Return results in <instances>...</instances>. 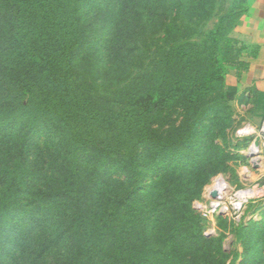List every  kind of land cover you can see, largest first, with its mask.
I'll return each instance as SVG.
<instances>
[{
  "label": "trees",
  "instance_id": "obj_1",
  "mask_svg": "<svg viewBox=\"0 0 264 264\" xmlns=\"http://www.w3.org/2000/svg\"><path fill=\"white\" fill-rule=\"evenodd\" d=\"M90 1L0 0V255L14 234L17 264H226L191 203L228 158L246 0L209 30L214 0Z\"/></svg>",
  "mask_w": 264,
  "mask_h": 264
},
{
  "label": "rangeland",
  "instance_id": "obj_2",
  "mask_svg": "<svg viewBox=\"0 0 264 264\" xmlns=\"http://www.w3.org/2000/svg\"><path fill=\"white\" fill-rule=\"evenodd\" d=\"M232 0H214V10L206 14L205 20L201 21L202 26L206 21L205 30L212 29L217 22V16L224 13ZM116 2L113 0H91L88 9L90 16L103 21L106 18L114 19L116 13ZM211 10V9H210ZM237 98L229 102L230 110L221 114L223 132H216L215 144L219 145L228 156L224 169L214 174L209 182L203 187L200 196L191 203V209L201 220L202 234L206 237L220 240L223 248V259L226 264H264V202L256 200L244 211L241 221H236L234 213L220 212L208 214L211 204V196H207V188L212 186L217 177L224 178L233 188H251L255 184L264 183V140H260L258 133L252 132L255 125L251 115L253 108L248 104L242 106L237 103ZM230 114L231 119L226 121V115ZM257 120L256 122H259ZM25 123L21 126L24 130ZM52 123H43L37 130L31 131V145L41 147L47 145L49 134H52ZM246 130L245 135L240 134ZM240 134V135H239ZM258 143L261 164L255 167L252 162L256 159L257 150H249L253 144ZM255 150V151H254ZM252 155V156H251ZM151 180L149 179L148 182ZM218 210V209H217ZM14 224L10 231L14 232ZM14 234L7 242V248L0 255L1 264H17L19 247L16 245Z\"/></svg>",
  "mask_w": 264,
  "mask_h": 264
},
{
  "label": "crops",
  "instance_id": "obj_3",
  "mask_svg": "<svg viewBox=\"0 0 264 264\" xmlns=\"http://www.w3.org/2000/svg\"><path fill=\"white\" fill-rule=\"evenodd\" d=\"M247 12L240 18L235 33L245 44L240 67H230L227 84L237 103L253 108L254 127L264 120V0H246Z\"/></svg>",
  "mask_w": 264,
  "mask_h": 264
},
{
  "label": "built area",
  "instance_id": "obj_4",
  "mask_svg": "<svg viewBox=\"0 0 264 264\" xmlns=\"http://www.w3.org/2000/svg\"><path fill=\"white\" fill-rule=\"evenodd\" d=\"M252 132L258 133V137L260 140H264V120L259 127H252ZM246 130H242L240 134L245 135ZM239 134V135H240ZM253 144L249 150L253 151ZM264 145V143H263ZM249 153V154H250ZM259 153V146L258 151L255 156L256 158ZM252 162L254 163L255 167H260V162H257L256 159H253ZM207 196H211L212 201L210 206L208 207L210 213L205 212V216L211 215L213 213L220 212H229L234 213L235 220L241 221L242 216L245 214L244 211L248 208L253 202L258 200L259 202H264V183L262 184H255L251 188H242L237 189L231 187V185L222 177H217L212 186L207 188ZM218 209V210H217Z\"/></svg>",
  "mask_w": 264,
  "mask_h": 264
},
{
  "label": "bare ground",
  "instance_id": "obj_5",
  "mask_svg": "<svg viewBox=\"0 0 264 264\" xmlns=\"http://www.w3.org/2000/svg\"><path fill=\"white\" fill-rule=\"evenodd\" d=\"M252 149H255V150L258 151V144L256 143ZM255 150H254V151H255ZM250 154H251V153H250ZM251 156H252V155H251ZM258 160H259V162H260V159H259V158H258Z\"/></svg>",
  "mask_w": 264,
  "mask_h": 264
},
{
  "label": "water",
  "instance_id": "obj_6",
  "mask_svg": "<svg viewBox=\"0 0 264 264\" xmlns=\"http://www.w3.org/2000/svg\"><path fill=\"white\" fill-rule=\"evenodd\" d=\"M258 144V143H257Z\"/></svg>",
  "mask_w": 264,
  "mask_h": 264
}]
</instances>
